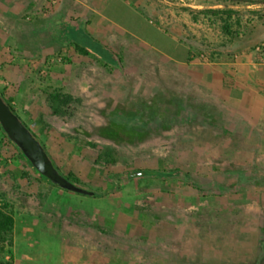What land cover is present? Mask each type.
Wrapping results in <instances>:
<instances>
[{"label": "rangeland", "instance_id": "rangeland-1", "mask_svg": "<svg viewBox=\"0 0 264 264\" xmlns=\"http://www.w3.org/2000/svg\"><path fill=\"white\" fill-rule=\"evenodd\" d=\"M241 50L264 62V0H0V90L90 190L0 124L5 259L264 264V83L232 77Z\"/></svg>", "mask_w": 264, "mask_h": 264}, {"label": "water", "instance_id": "water-1", "mask_svg": "<svg viewBox=\"0 0 264 264\" xmlns=\"http://www.w3.org/2000/svg\"><path fill=\"white\" fill-rule=\"evenodd\" d=\"M0 121L3 123L9 135L28 154L37 169L60 184H68V181L53 167L41 143L23 121L11 110L1 93Z\"/></svg>", "mask_w": 264, "mask_h": 264}, {"label": "trees", "instance_id": "trees-1", "mask_svg": "<svg viewBox=\"0 0 264 264\" xmlns=\"http://www.w3.org/2000/svg\"><path fill=\"white\" fill-rule=\"evenodd\" d=\"M0 93L2 95V97L5 99V101L7 102V104L9 105V107L11 108V110L20 118L21 116L18 114V111L15 107V105L8 99L5 97V95L3 94V92L0 90ZM23 121V119H22ZM23 123L29 128L28 124H26L24 121ZM1 127L3 128V130L5 131V133L8 135V137L10 138V140L14 143V145L16 146L17 150L23 154L29 161L30 163L33 165L34 169L41 175H43L44 177H46L47 179L51 180L52 182L58 183L55 180L50 179L47 175H45L44 173H42L39 169H37L33 163V161L31 160V158L28 156V154L23 151L22 147L9 135L8 131L6 130V128L4 127L3 123L0 121ZM31 132L33 133V135L36 137V139L41 143V145L43 146V149L46 151V153L48 154V157L50 159V155L47 152L44 144L41 142V140L39 139L38 135L31 129ZM51 160V159H50ZM52 162V161H51ZM137 173L143 171V170H136ZM179 169H175L171 172H163L161 170H146L143 171L144 173L147 174H152V175H165V176H169V175H174L177 172H179ZM130 174H132V172H130ZM64 177V176H63ZM65 179L68 180V184L63 185L62 186L69 188V189H74V190H78L80 192H85V193H89L90 190L83 188V186H78L77 184H74L72 182V180H76V182H79L78 178L75 177L74 179L69 178L68 176L65 177ZM60 184V183H58ZM93 193V192H91ZM15 227V217L14 214L9 211L7 209V204L4 203L3 205L0 204V264H14L13 260H14V255L11 252L10 258L9 259H5L6 253L10 251V245H12V234H13V230ZM9 248V249H8ZM5 253V255H4Z\"/></svg>", "mask_w": 264, "mask_h": 264}, {"label": "crops", "instance_id": "crops-1", "mask_svg": "<svg viewBox=\"0 0 264 264\" xmlns=\"http://www.w3.org/2000/svg\"><path fill=\"white\" fill-rule=\"evenodd\" d=\"M248 50V49H247ZM236 56H240L237 62H229V63H224L228 64L230 68H239L240 69V74L236 73L232 77L234 79H239V78H253L256 83L258 84H263L264 83V62L258 61L259 64H256L255 61H253L254 57L257 56V51L253 50L251 52H248L246 50H241L236 54ZM250 73L247 74V73ZM253 72V74H251ZM246 73V74H245ZM263 82V83H262ZM242 108H247L249 110V104L244 103ZM251 109V108H250Z\"/></svg>", "mask_w": 264, "mask_h": 264}, {"label": "flooded vegetation", "instance_id": "flooded-vegetation-1", "mask_svg": "<svg viewBox=\"0 0 264 264\" xmlns=\"http://www.w3.org/2000/svg\"><path fill=\"white\" fill-rule=\"evenodd\" d=\"M68 25H70V29L71 30H73V31H75V30H77V32H79L80 31V29H77V23H75V22H70ZM80 26V25H79ZM53 165V164H52ZM65 178V177H64ZM51 179V178H50ZM67 180V179H66ZM68 181V180H67ZM69 183V182H68Z\"/></svg>", "mask_w": 264, "mask_h": 264}, {"label": "built area", "instance_id": "built-area-1", "mask_svg": "<svg viewBox=\"0 0 264 264\" xmlns=\"http://www.w3.org/2000/svg\"><path fill=\"white\" fill-rule=\"evenodd\" d=\"M258 49H260V48L258 47Z\"/></svg>", "mask_w": 264, "mask_h": 264}]
</instances>
